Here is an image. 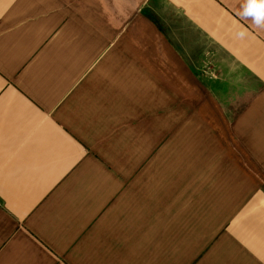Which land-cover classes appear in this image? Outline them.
Listing matches in <instances>:
<instances>
[{"label": "crops", "instance_id": "1", "mask_svg": "<svg viewBox=\"0 0 264 264\" xmlns=\"http://www.w3.org/2000/svg\"><path fill=\"white\" fill-rule=\"evenodd\" d=\"M210 97L249 183L196 221L162 134ZM0 202V264H264V2L0 0Z\"/></svg>", "mask_w": 264, "mask_h": 264}, {"label": "rangeland", "instance_id": "2", "mask_svg": "<svg viewBox=\"0 0 264 264\" xmlns=\"http://www.w3.org/2000/svg\"><path fill=\"white\" fill-rule=\"evenodd\" d=\"M228 95H231V97L233 96L232 92L228 93ZM236 97L239 98L240 95L237 94ZM225 103L230 110H220ZM225 103H213L211 97L208 103L194 101L192 112H190L192 116L188 118L184 115L185 103L178 102V117L176 119L177 133L162 134V163L166 161L167 163H172L169 164L171 170L178 175V180L175 182L178 192V201H184V198L180 196L187 191V200L193 199V219L196 221L201 215L198 213L201 208L200 206L204 205L215 208L214 206L216 205L217 199L215 191L219 185L224 184V187H232L231 179H233V177L241 179V183H249L243 180V178L248 176L247 173H243V170L239 167L230 166L228 162L229 151L226 153V151L224 152L222 150V145H225L226 142L229 143V141H227L226 137L222 138V136L217 133L215 126L217 114L220 116L219 120H221L226 127L228 124L232 125L234 120L231 116L232 108L228 106H231L233 102L230 101ZM234 104H236L234 107H236L235 109H237V111L240 110L242 105H247V103L239 101ZM208 107L210 110L207 109ZM180 113L182 116H180ZM162 121H164V119H162ZM164 126L163 123L162 129L165 128ZM169 126V128L172 129L173 119H171ZM228 128L229 127H227V129ZM227 136H229L233 142H238V140L249 141V138L253 135L233 134L228 132ZM257 136L258 135H254L253 138ZM233 137L236 138L233 140ZM164 165L166 170H164ZM164 165H162V173H168L169 166L167 164ZM189 196L191 197L190 199ZM212 216L214 220H216V215L214 214Z\"/></svg>", "mask_w": 264, "mask_h": 264}, {"label": "snow or ice", "instance_id": "3", "mask_svg": "<svg viewBox=\"0 0 264 264\" xmlns=\"http://www.w3.org/2000/svg\"><path fill=\"white\" fill-rule=\"evenodd\" d=\"M262 2H264V0H262ZM249 3L250 4H255L256 3V0H249Z\"/></svg>", "mask_w": 264, "mask_h": 264}, {"label": "built area", "instance_id": "4", "mask_svg": "<svg viewBox=\"0 0 264 264\" xmlns=\"http://www.w3.org/2000/svg\"><path fill=\"white\" fill-rule=\"evenodd\" d=\"M0 204H1V202H0Z\"/></svg>", "mask_w": 264, "mask_h": 264}]
</instances>
